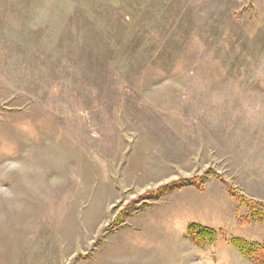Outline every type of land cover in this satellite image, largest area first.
Wrapping results in <instances>:
<instances>
[{
  "label": "rangeland",
  "instance_id": "rangeland-1",
  "mask_svg": "<svg viewBox=\"0 0 264 264\" xmlns=\"http://www.w3.org/2000/svg\"><path fill=\"white\" fill-rule=\"evenodd\" d=\"M231 191L264 204V0H0V264H255Z\"/></svg>",
  "mask_w": 264,
  "mask_h": 264
},
{
  "label": "trees",
  "instance_id": "trees-1",
  "mask_svg": "<svg viewBox=\"0 0 264 264\" xmlns=\"http://www.w3.org/2000/svg\"><path fill=\"white\" fill-rule=\"evenodd\" d=\"M189 185H199L198 180L190 179V180H183L179 183H174L171 186L165 187L157 192V195L160 193H165L170 190H177L181 189L184 186ZM231 196L236 198L241 205H245L249 208L250 212L252 213L253 218L256 221H261L264 219V210L261 206L264 207V204H260L255 202L254 200L249 199L248 197L239 194L235 191H231ZM188 235L189 237L198 245L203 246L206 242L213 243L218 233L215 230H212L208 227H204L199 224H191L188 227ZM230 243L234 249L239 251L245 257L252 260L255 264H264V246L258 243H251L241 238H232Z\"/></svg>",
  "mask_w": 264,
  "mask_h": 264
}]
</instances>
